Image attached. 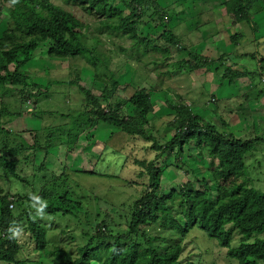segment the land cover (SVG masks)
<instances>
[{"label": "rangeland", "instance_id": "374dc122", "mask_svg": "<svg viewBox=\"0 0 264 264\" xmlns=\"http://www.w3.org/2000/svg\"><path fill=\"white\" fill-rule=\"evenodd\" d=\"M155 1L160 8L166 9L164 12L174 13L171 18L163 21L153 17L155 22H152L147 16L143 17L138 27L139 34L156 40L164 30L169 29L181 39L189 53L198 57V62L182 51L183 46L179 45L181 43L176 47H169L166 53L144 54L140 46H134L125 37L101 35L95 36L98 38L95 41L93 30L97 23L96 17H91L80 7L67 5L62 0H50L55 6L71 13L84 26L86 34L83 43L86 50L83 54L87 58L92 55L103 65L99 63L94 71L86 60L80 58H50L47 55V43H41L24 71L36 84L49 86V90H39L36 104L31 99L26 102L23 99L25 103H21L17 95L20 87H15L14 90L7 88L5 95L0 97L1 123L19 136L23 131H28L29 134L25 133L23 137L29 145L37 141L45 146L49 134L64 136L63 143L55 140L48 154L42 150L33 153L31 157L21 154L16 167L21 180L5 176L0 167V196H36L43 188L55 184L59 188L61 186V190L68 188L72 200L80 203L81 207L76 209L77 212H58L54 216L34 212L35 205L28 204L27 200L21 201L16 207L15 213L26 211L32 219L40 221L48 229L47 250L62 248L77 258L86 245L93 249L98 247L99 241H92L91 238L100 224L101 231L105 229L114 236L127 232L129 207L131 209L148 184L146 174L139 173L146 172V162L154 160L156 155L150 149L151 142L148 140L140 137L130 139L118 129L92 120L86 114L88 103L78 86L63 82L77 81L91 91V94L100 95L106 87L111 88V85H106L113 75L118 88L111 97V103L118 99L126 100L137 89H144L150 96L153 108L147 115L148 126L145 128L158 145L165 144L173 135L174 129L171 130L168 123L175 119L172 109L175 105L188 107L204 124L213 126L224 137L254 139L256 135L263 134L261 129L264 128V123L261 121L264 122V117H259L255 107L256 98L261 96L254 95L264 90V85L257 77L241 78L242 85L246 86L250 82L251 89L247 90L250 93H246L244 100L242 96H233L242 88L241 84L227 86L228 78L223 79L222 75L230 67L238 71L256 68L260 58L264 57V4H258L260 11L259 8H252L251 22L247 23L236 21L233 16L226 17L225 4L229 0ZM188 1L190 6H185ZM213 5L218 9L214 12L213 23L209 14L197 15L198 11L210 10ZM118 8L123 10V4L118 3ZM3 19H6L5 15L0 17V34L4 29ZM235 35V39L230 38ZM232 52L246 53L254 58L244 57L242 54L240 55L245 59L235 58ZM223 54L225 57L221 59ZM204 59L209 60L206 66H203ZM191 66L195 69L187 71ZM224 82L226 84L215 92L217 100L214 99L210 95V83L217 86ZM222 94L227 99L221 98ZM100 104H103L102 99ZM262 105L264 106V96ZM29 109L33 115L27 113ZM132 110L130 105H126L121 113L129 116ZM19 112L22 116H17ZM259 124L261 128L258 129ZM34 132L36 138L33 136ZM176 150L174 154H167L159 160L158 167L163 171L159 196L168 194L189 181L194 187L197 180L202 178L212 182L213 166L203 149L196 148L192 142L184 146L182 152ZM244 159L243 172L247 186L264 194V143L257 142ZM213 193L215 195V191ZM38 202L43 206L45 204L41 199ZM168 214L172 217L175 215L173 210ZM24 220L14 227L13 233L20 246L19 258L24 264H59L44 255L43 251H37ZM176 220L183 225L181 217ZM158 228L159 226L154 225L143 229L150 237H160L165 231ZM241 237L238 232H234L229 248L237 247ZM168 238L169 236L161 240L169 243ZM256 239L264 240V231L253 235L249 242ZM182 244L180 259L184 262L181 264H236L235 260L227 256L228 249L220 247L217 240L207 237L198 226L191 227Z\"/></svg>", "mask_w": 264, "mask_h": 264}, {"label": "trees", "instance_id": "16d2710c", "mask_svg": "<svg viewBox=\"0 0 264 264\" xmlns=\"http://www.w3.org/2000/svg\"><path fill=\"white\" fill-rule=\"evenodd\" d=\"M62 1L67 5L78 6L83 12L97 18L93 38L101 35L125 37L131 40L134 46H140L144 54L166 53L169 47H176L181 43L179 45L183 46L182 51L192 60L198 59L187 51L181 39L169 29L164 30L156 40L139 34L138 27L143 17L147 16L152 22H155L156 17L163 21L171 18L174 13L164 12L166 9L160 8L155 0ZM254 2L229 0L225 4L226 12L236 21L249 23L252 8L258 9V4H264V0ZM118 3L123 4V10L118 8ZM260 9L261 7L258 10ZM3 15L6 19H3L4 29L0 34V97L5 95V89L20 87L17 95L21 103L31 99L36 104L39 90H49V86L36 84L24 71L41 43H47V55L50 58H80L86 60L94 71L99 63L102 64L92 55L87 58L83 54L86 50L83 43L86 34L84 26L71 13L55 6L50 0H0V17ZM236 37L237 35L231 39ZM94 40L98 41V38L95 37ZM243 56L254 58L248 54ZM224 57L221 56V59ZM260 59L261 72H264V57ZM202 62L203 66H206L209 60L204 59ZM187 69L193 71L195 68L191 66ZM263 74L233 70L230 67L224 71L222 78L233 81L245 77L258 78ZM108 81L106 86L111 85V88L106 87L100 95L91 94V91L77 81L63 83L78 86L88 103L86 114L92 120L112 126L130 139L140 137L148 140L151 142L150 149L156 152L154 160L146 162V172L139 173L146 174L148 184L131 209L129 207L128 231L114 236L105 229L101 231L100 224L98 231L91 238L92 241H99L98 247L93 249L86 245L77 258L62 248L47 250L48 229L40 221L32 219L26 211L15 213L16 207L21 201L27 200L28 204L35 205L34 212L54 216L58 212H77L76 209L81 207L80 203L72 200L68 188L61 190L62 187L59 188L55 184V187L43 188L36 196L31 194L8 197L6 194L0 196V262L24 264L18 256L20 246L13 233L14 227L25 219L26 230L30 233L37 251H43L44 255L59 264H181L184 262L180 259L183 252L182 243L192 226H198L207 237L217 240L220 247L227 248V256L235 260L236 264H264V240L249 242L253 235L264 231V194L247 186L243 172L245 155L254 149L257 142L264 143V136L254 139L224 137L218 134L213 126L204 124L188 107L175 105L172 108L175 119L168 123V127L174 129L173 135L165 144L158 145L146 130L147 115L153 110L149 94L144 89H137L128 99H118L111 103V97L117 91L118 84L113 75ZM261 93H264V90ZM23 99H26L25 102ZM100 99L103 104H100ZM126 105L133 108L129 116L121 113ZM28 112L33 115L32 110L29 109ZM17 116H22V113L19 112ZM15 133L1 123L0 117L1 171L5 176L17 180H21L16 173L17 163L20 162L17 160H21V154L31 157L40 150L48 154L55 140L63 143L64 138L61 134H49L45 146L37 141L29 145L23 137V134H29L28 131H23L21 136ZM33 136L36 138V132ZM192 142L196 148L203 149L211 160L212 182L202 178L197 180L194 187L189 181L170 193L159 196L163 175V171L158 167L159 160L167 154H174L175 149L182 152L184 146ZM38 199L45 201L44 206ZM171 210L175 214L173 217L168 214ZM177 217L182 218L183 225L176 220ZM154 225L159 226L158 229H164V235L148 236L143 228ZM234 232H238L242 237L238 246L231 249L229 247ZM168 236L169 243H164L161 239Z\"/></svg>", "mask_w": 264, "mask_h": 264}, {"label": "crops", "instance_id": "0c3cea01", "mask_svg": "<svg viewBox=\"0 0 264 264\" xmlns=\"http://www.w3.org/2000/svg\"><path fill=\"white\" fill-rule=\"evenodd\" d=\"M190 4V2L188 1V3L187 4H185V6H190L189 5ZM218 9H215L214 8V5H213V8L212 9H210V10H201V11H198V13H197V15L198 16H204V14H209L210 16H211V22L213 23L215 20H214V18H215V16H213L214 15V12L215 11H217ZM225 15H226V17L227 16H231L232 17V15H229V14H227V12L225 11V13H224ZM207 21H209V20H207ZM231 38V37H230ZM212 40V39H211ZM210 45H207V47H209ZM233 54H234V52H232ZM240 54H242V53H235L234 55H233V57H235V58H241V59H243L244 57H242V55H244V54H246V53H244V54H242V55H240ZM228 56L230 55V54H227ZM223 56H225V54H223ZM208 59H210V60H213V58H209V57H207ZM245 59V58H244ZM230 62V61H229ZM231 63V62H230ZM231 64H233V63H231ZM242 67H244V66H242ZM248 69V70H247ZM244 70V69H243ZM245 70H247V71H249V72H260V75L261 74H263L264 72H261V68H260V66H259V64H257L256 65V68L254 67V68H246ZM220 79H222V78H220ZM243 79V78H242ZM258 81H260V76L258 77ZM236 84V83H238V84H241V89L240 90H238L233 96L234 97H236V98H240L241 96H242V99H246V93H250V92H247V90L248 91H250L251 89H249L250 87H249V83L250 82H247L246 83V86H243L242 85V80H241V78H239V79H234L233 81H229L228 80V82H227V86L229 85H231V84ZM204 84V83H203ZM226 83L224 82V83H221V84H219V85H217V86H215L214 84H211L210 83V86L212 87V89H211V91H210V95L212 96V97H214V99H216L217 100V98H215V92H217L218 90H219V87L220 86H223V85H225ZM200 85V84H199ZM201 86V85H200ZM263 87V86H262ZM262 91H259V92H257L254 96H261L260 98H256V100H255V107H256V111L259 113V117H261V118H263L264 117V106L262 105V99H263V96H264V93H261ZM248 95V94H247ZM250 96V95H249ZM221 98H226V96L225 95H221ZM227 99V98H226ZM202 110V109H201ZM251 111V110H250ZM254 113H257L255 110H252ZM257 113V114H258ZM218 116H220V115H218ZM232 121V123H234V120H231ZM239 121V120H238ZM261 123H264V122H262L261 121ZM259 128H261L260 127V124H259V126H258V129ZM249 132V131H248ZM261 133H263L262 135L264 136V128H262L261 129ZM254 134H260V133H255L254 132ZM262 135H256V137H262Z\"/></svg>", "mask_w": 264, "mask_h": 264}, {"label": "built area", "instance_id": "2783aa9c", "mask_svg": "<svg viewBox=\"0 0 264 264\" xmlns=\"http://www.w3.org/2000/svg\"><path fill=\"white\" fill-rule=\"evenodd\" d=\"M260 83L264 85V74L260 77Z\"/></svg>", "mask_w": 264, "mask_h": 264}, {"label": "clouds", "instance_id": "9594fccd", "mask_svg": "<svg viewBox=\"0 0 264 264\" xmlns=\"http://www.w3.org/2000/svg\"><path fill=\"white\" fill-rule=\"evenodd\" d=\"M13 2H15V0H13Z\"/></svg>", "mask_w": 264, "mask_h": 264}]
</instances>
